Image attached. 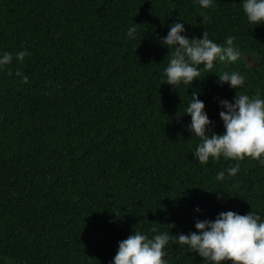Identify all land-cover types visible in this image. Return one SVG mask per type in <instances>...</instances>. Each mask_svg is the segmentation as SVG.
Listing matches in <instances>:
<instances>
[{"label":"trees","instance_id":"trees-1","mask_svg":"<svg viewBox=\"0 0 264 264\" xmlns=\"http://www.w3.org/2000/svg\"><path fill=\"white\" fill-rule=\"evenodd\" d=\"M243 2L0 0V53L13 55L0 71V264H112L136 232L188 235L227 212L264 221V166L245 159L229 178L236 161L199 164L191 118L178 122L194 91L218 136L220 101L264 99V25L248 23ZM180 22L189 39L232 38L240 62H217L192 87L161 85L171 57L160 41ZM233 72L246 80L236 92L218 83ZM164 251L168 264H203Z\"/></svg>","mask_w":264,"mask_h":264},{"label":"clouds","instance_id":"clouds-1","mask_svg":"<svg viewBox=\"0 0 264 264\" xmlns=\"http://www.w3.org/2000/svg\"><path fill=\"white\" fill-rule=\"evenodd\" d=\"M197 3L204 10L213 6V0H197ZM243 12L249 24L264 25V0H244ZM135 33L136 27L130 28L127 38L135 40ZM233 44L234 40L229 38L227 46L221 47L209 39L206 31L200 39H189L184 23L170 26L168 35L160 41L161 47L168 49V57H171L161 85L167 84L174 91L181 85L192 87L194 82L200 81L202 72H211L217 62L237 64L241 54ZM28 55L21 52L15 59L23 62ZM12 63V54L0 53V71ZM12 74L8 72L9 76ZM15 75L22 78L23 84L29 83L22 72L17 71ZM218 83L236 92L245 86L246 80L240 73L233 72L220 76ZM219 107L223 109L219 119L224 127V134L219 136L210 132L213 124L198 92H193L186 113L178 116V122L184 116L191 118L186 130L199 141L193 158L205 166L210 160L217 163L221 158L236 161V166L227 171L229 178L237 176L239 164L245 159L258 161L264 166V99L236 94L231 103L220 101ZM216 180L225 181V173L220 172ZM217 199L222 200L223 197L218 196ZM195 211L200 212L199 209ZM166 228L167 231L152 239L136 232L120 242L112 264H168L164 250L170 243L178 245L184 252L197 254L203 264H264V221L252 211L244 216L227 212L219 214L214 221H196L195 232L188 235L172 236L170 232L175 225H167ZM152 231L157 232V229Z\"/></svg>","mask_w":264,"mask_h":264}]
</instances>
